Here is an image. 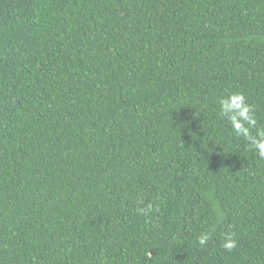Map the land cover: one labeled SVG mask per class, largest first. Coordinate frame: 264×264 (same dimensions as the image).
Here are the masks:
<instances>
[{"label": "trees", "instance_id": "trees-1", "mask_svg": "<svg viewBox=\"0 0 264 264\" xmlns=\"http://www.w3.org/2000/svg\"><path fill=\"white\" fill-rule=\"evenodd\" d=\"M233 91L264 127V0H0V264H264Z\"/></svg>", "mask_w": 264, "mask_h": 264}, {"label": "clouds", "instance_id": "clouds-1", "mask_svg": "<svg viewBox=\"0 0 264 264\" xmlns=\"http://www.w3.org/2000/svg\"><path fill=\"white\" fill-rule=\"evenodd\" d=\"M218 114L226 122L232 134L247 143L248 151L259 159L264 160V127L258 125L255 107L249 103L246 95L241 91L229 92L217 98ZM152 206L138 207L137 213L149 215ZM211 239L208 231L200 233L197 243L201 247L207 246ZM221 247L231 252L237 247L234 233H225Z\"/></svg>", "mask_w": 264, "mask_h": 264}]
</instances>
